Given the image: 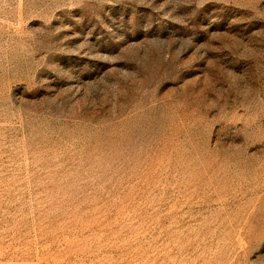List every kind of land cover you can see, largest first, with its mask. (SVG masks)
Masks as SVG:
<instances>
[{"label":"rangeland","instance_id":"374dc122","mask_svg":"<svg viewBox=\"0 0 264 264\" xmlns=\"http://www.w3.org/2000/svg\"><path fill=\"white\" fill-rule=\"evenodd\" d=\"M0 264H264V0H0Z\"/></svg>","mask_w":264,"mask_h":264}]
</instances>
